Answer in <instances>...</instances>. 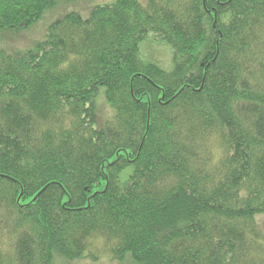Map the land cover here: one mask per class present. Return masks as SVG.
Returning <instances> with one entry per match:
<instances>
[{"label":"trees","instance_id":"1","mask_svg":"<svg viewBox=\"0 0 264 264\" xmlns=\"http://www.w3.org/2000/svg\"><path fill=\"white\" fill-rule=\"evenodd\" d=\"M58 1L0 0V264H264V0H113L25 38Z\"/></svg>","mask_w":264,"mask_h":264},{"label":"rangeland","instance_id":"2","mask_svg":"<svg viewBox=\"0 0 264 264\" xmlns=\"http://www.w3.org/2000/svg\"><path fill=\"white\" fill-rule=\"evenodd\" d=\"M113 0H59L57 4L49 9L42 19L35 23L33 26H31L27 32H24V37H29L31 41H34V39L37 35H42V33H45V30L49 26V24L56 19L59 16H62L66 12L75 10L78 12H81L83 15H87L90 10L99 4L104 3H111ZM164 49L163 46H160L158 49L156 48L154 52H157L158 57L154 54L153 59L155 62L160 63L162 67L170 68L167 64L168 55L165 54L164 51L161 50ZM166 56V57H165ZM102 99L100 100L99 104L103 108V105L101 103ZM53 264H135L133 260L126 259L124 261H118V260H112L111 258L104 256L103 258H100L98 261H94L91 258H81V259H74V260H68L63 258L62 256L55 255Z\"/></svg>","mask_w":264,"mask_h":264}]
</instances>
